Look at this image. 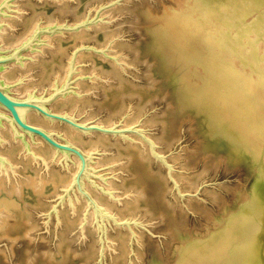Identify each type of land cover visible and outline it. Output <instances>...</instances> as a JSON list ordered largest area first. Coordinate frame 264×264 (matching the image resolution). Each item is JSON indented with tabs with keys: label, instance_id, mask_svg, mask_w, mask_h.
<instances>
[{
	"label": "rangeland",
	"instance_id": "rangeland-1",
	"mask_svg": "<svg viewBox=\"0 0 264 264\" xmlns=\"http://www.w3.org/2000/svg\"><path fill=\"white\" fill-rule=\"evenodd\" d=\"M110 3L114 4L101 10L98 22L80 29L84 31L82 38L72 36L79 30L46 34L36 50L24 53L22 63L12 62L4 70L8 72V83L14 88L20 85L18 96H23L28 93L23 86L38 92L52 89L59 67L55 64L47 68L44 63H52L59 45L62 44L66 52L60 58L65 63L78 45L106 49L107 56L94 50L82 51L76 63L78 79L74 92L59 97L51 107L56 111L75 112L83 120L97 119L105 124L134 113L136 118L124 125L141 120V126L156 141L160 152L169 154L168 159L174 164L172 173L185 197H180L166 166L157 162L148 149L149 159L142 164L143 178L156 177L158 186H154L152 195L147 192L149 196L143 199L140 208L125 210L138 192L133 181L141 176L139 161L131 160L130 151L126 149L148 143L134 133L126 139L102 133L109 139L107 143L83 147L88 152H96L93 161L96 173L105 177V180L95 179L106 192L92 185L94 194L104 196L111 206L103 200H99L100 204L119 219L138 222L131 228L117 226L112 221L108 223L104 264H175L182 246L194 252L198 242L206 241L215 231L216 234L222 231L229 215L244 201L254 172V166L242 157L216 144V131L221 125H211L206 112L193 105L194 93L186 88L182 70L171 65L166 71L153 45L154 29L159 24L156 14H162L166 5L177 8L180 2L12 0L10 8L0 14V46H4L1 51L12 49L26 38L39 21L75 23L89 15L93 17L101 5ZM70 99L74 102L63 106L62 101ZM3 121L0 158L5 165L0 175L5 177L7 187L18 184L28 176V171H35L37 177L44 180L60 175L72 177L76 171L74 161L68 166L60 164L55 151L43 152L38 148L47 146L46 142L27 137V144L13 132L11 135L4 130L9 123ZM260 127L263 130L260 128L258 132L262 135L264 126ZM99 133L83 135L95 140ZM18 140L23 141L22 145ZM61 184L55 191L40 196L39 203L26 202L32 220L28 235L21 232L0 235V264H99L98 230L92 225L94 216L91 220L87 217L85 223L86 206H78L80 200L73 196L71 204L65 201L57 211L53 209L66 185ZM62 254L67 255L66 261L60 259Z\"/></svg>",
	"mask_w": 264,
	"mask_h": 264
},
{
	"label": "bare ground",
	"instance_id": "bare-ground-1",
	"mask_svg": "<svg viewBox=\"0 0 264 264\" xmlns=\"http://www.w3.org/2000/svg\"><path fill=\"white\" fill-rule=\"evenodd\" d=\"M177 1L181 3L177 8L166 5L162 14H156L155 19L159 20V24L154 29L153 45L159 51L166 71L171 65L182 70L186 88L194 93L193 105L206 112L211 125H221L214 134L216 144L242 157L254 166V172L244 201L229 215L222 231H218V234L215 231L206 241L198 242L194 252L182 246L175 264H264V133L261 135L258 132L262 128L260 126H264V0ZM83 32L79 30L72 36L82 38ZM59 46L52 63L44 65L51 68L57 64L59 71L55 81L63 82L69 60L67 63L60 60L66 52L62 44ZM3 49L4 46H0V50ZM81 54L83 52L77 55L76 63ZM4 68H0V80L7 85L9 92L20 95L21 86L14 88L8 83V72ZM113 69L116 73V69ZM22 88L30 91L26 86ZM73 102L74 99H70L62 101V104L66 106ZM56 103L53 102L51 106ZM233 108L236 109L234 113ZM0 112L9 114L1 104ZM133 114L126 115L125 122L134 120L136 117ZM24 116L33 123L55 130L82 148L109 140L102 133L95 140L86 139L83 132L69 124L48 119L34 110L24 111ZM3 122L2 119L0 123ZM4 130L13 135L10 124ZM22 142L18 140V144L22 145ZM140 145L126 149L130 151L131 160L136 158L139 161L141 176L138 175L139 178L133 181L138 192H135V199L126 205L125 210L140 208L143 199L149 193L152 195L158 186L156 177L143 178L145 171L142 164L149 159V144L143 142ZM38 148L43 152L55 151L48 144ZM73 160V169L77 170L80 160L77 156ZM4 165V159L0 158L1 173ZM91 165L95 167L93 162ZM37 176L35 171H28V176L18 184L7 187L5 177L0 175V235L9 236L19 232L28 235L32 220L26 202L39 203L40 196L55 191L61 183L67 186L71 181L69 178H72L60 175L44 180ZM84 186L93 196L96 194L86 179ZM74 196L80 200H76L78 206L82 204L88 207L85 197L78 192ZM94 198L111 206L102 195L96 194ZM88 215L91 220L94 210L89 211ZM60 259L66 261L67 255H60Z\"/></svg>",
	"mask_w": 264,
	"mask_h": 264
},
{
	"label": "water",
	"instance_id": "water-1",
	"mask_svg": "<svg viewBox=\"0 0 264 264\" xmlns=\"http://www.w3.org/2000/svg\"><path fill=\"white\" fill-rule=\"evenodd\" d=\"M11 1L12 0L0 1V14H4L5 8H10ZM114 3L101 5L93 17H90L89 15L80 21H76L75 23H69L66 21L64 23L55 22L44 24L43 21H39L33 28L32 32L12 49L7 51L0 50V68L12 62L22 63L24 60V53L30 50H36L37 46L42 42V37L46 34L54 35L64 30L76 31L98 22L101 10L112 6ZM84 50H94L96 52L106 54V52L104 53L106 49H98L92 45L82 44L76 46V48L71 52L65 79L61 83L56 81L51 90H45L42 92L33 90L28 92L26 95L18 96L9 92L7 85L3 84L0 80V104L9 112V114L0 112V122L2 119L8 121L13 129L14 135L22 138V140L27 144V137H30L32 140L40 138L42 141L46 142L55 149V156L59 158L60 164L68 166L70 161H74V156L79 158L80 163L76 172L73 174L70 183L62 188V192L58 194L56 203L53 205V209L54 211H57L58 206L64 204L65 201H68L71 204L73 202V196L77 192L82 197L87 199L88 207L84 212V218L87 219V217H89V211L94 210V220L92 221V225L98 230L100 243L97 261L99 264H104L108 223L112 221L117 226H128L131 228L132 224L138 225V222L130 219H119L114 212H110L103 205L97 202L90 191L85 188L84 183L86 179L96 188L106 192L103 186L95 179L100 178L105 180V177L102 174H97L96 168L91 165V162L94 161L96 155L95 151L90 150L87 152L78 144L65 139L55 130L48 129L27 120L24 116V111L34 110L48 119L67 123L71 127L85 134L100 132L103 134L121 136L124 139L130 138L129 134L131 133L137 134L149 144L150 153L155 160L166 166L169 179L173 183L174 189L178 192L180 197L184 198L186 194L182 192L179 182H177L172 175L174 164L169 161V154L160 152L156 141L149 136L145 128L141 126V120L131 125H124V118H120L117 121H113L111 124H105L99 122L97 119L83 120L81 117H78L75 112L56 111L51 107V104L58 100L59 97L67 96L69 93L74 92L73 86L78 79V77L75 76L78 72L76 58L77 55ZM107 55L108 54H106V56ZM86 222H88V219L85 223ZM131 231L133 236H135V232L133 230Z\"/></svg>",
	"mask_w": 264,
	"mask_h": 264
}]
</instances>
